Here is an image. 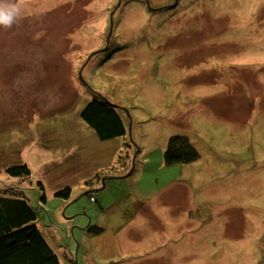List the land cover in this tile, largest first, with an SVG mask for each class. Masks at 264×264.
I'll list each match as a JSON object with an SVG mask.
<instances>
[{
  "label": "rangeland",
  "instance_id": "rangeland-1",
  "mask_svg": "<svg viewBox=\"0 0 264 264\" xmlns=\"http://www.w3.org/2000/svg\"><path fill=\"white\" fill-rule=\"evenodd\" d=\"M2 2L0 195L61 264H264V0ZM92 98L125 136L80 118ZM175 134L198 159L164 162Z\"/></svg>",
  "mask_w": 264,
  "mask_h": 264
},
{
  "label": "trees",
  "instance_id": "trees-1",
  "mask_svg": "<svg viewBox=\"0 0 264 264\" xmlns=\"http://www.w3.org/2000/svg\"><path fill=\"white\" fill-rule=\"evenodd\" d=\"M80 118L101 140L125 136L127 129L114 105L92 98L80 111ZM199 152L186 135H171L163 152L167 165L189 164ZM6 172L12 176L28 177L31 170L25 163L10 165ZM95 179L88 180L89 183ZM43 190L42 182H37ZM71 188L66 186L54 195L69 199ZM44 202L45 194L40 196ZM40 208L23 197L0 195V264H61L59 254L50 246L37 227ZM100 231V229H99Z\"/></svg>",
  "mask_w": 264,
  "mask_h": 264
},
{
  "label": "clouds",
  "instance_id": "clouds-1",
  "mask_svg": "<svg viewBox=\"0 0 264 264\" xmlns=\"http://www.w3.org/2000/svg\"><path fill=\"white\" fill-rule=\"evenodd\" d=\"M20 14V8L16 4H6L0 0V25L11 27Z\"/></svg>",
  "mask_w": 264,
  "mask_h": 264
}]
</instances>
